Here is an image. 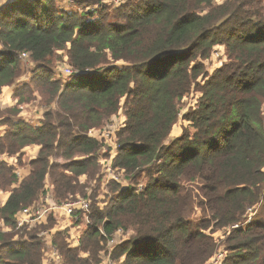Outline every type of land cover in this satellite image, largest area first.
Masks as SVG:
<instances>
[{
  "label": "trees",
  "instance_id": "16d2710c",
  "mask_svg": "<svg viewBox=\"0 0 264 264\" xmlns=\"http://www.w3.org/2000/svg\"><path fill=\"white\" fill-rule=\"evenodd\" d=\"M256 1L136 0L107 23L99 10L66 11L58 0H16L0 10V95L25 61L43 63L58 51L77 73L68 83L43 76L38 88L51 91L57 109L38 127L18 120L0 135V159L18 156L16 166L0 161V191L9 193L0 224L21 234L0 247V264H42L45 243L17 222L23 210L43 207L47 194L59 205L77 195L91 202L82 253H99L122 231L134 235L115 250L121 264H207L217 250L213 235L226 229L230 254L221 264H264V18L248 20L262 17ZM217 45L231 62L209 78L202 62ZM200 78L207 80L197 88ZM195 88L201 97L184 117L189 126L169 142L179 105ZM120 111L127 120L112 148L92 132ZM30 146L40 151L20 181L17 165ZM110 163L131 185L107 179L111 196L102 205L87 191ZM142 175L149 180L140 190ZM54 243L66 263L96 264L93 255L69 261L79 250Z\"/></svg>",
  "mask_w": 264,
  "mask_h": 264
},
{
  "label": "rangeland",
  "instance_id": "374dc122",
  "mask_svg": "<svg viewBox=\"0 0 264 264\" xmlns=\"http://www.w3.org/2000/svg\"><path fill=\"white\" fill-rule=\"evenodd\" d=\"M16 0H0V10L5 8L6 4ZM136 0H101L100 4H93L91 1H84L85 6H78L75 0H58L59 4L63 7L64 10L70 11L75 10L79 13H94L95 11L99 10L101 13H103L104 16H108L106 19V23L110 21L111 19L116 18L115 13L118 8H121L122 5L128 4L130 2H134ZM231 2L233 0H216L217 4H222L225 2ZM254 6L253 12H259L262 17H252V15H249L250 22L252 23V20H259L258 18H264V0H257ZM244 12L251 13L252 8H244ZM26 58L21 59V62H24L23 60H26ZM231 62L228 58L226 48L224 45H217L215 49L212 50L211 56L206 61H203L202 64L204 65L205 72L211 76H214V74L221 69L222 67L226 66ZM120 65L122 63H119ZM72 68V66L69 63V57L68 53L66 51H58L55 52L54 55L49 58L46 62L43 63H32L30 61H25L24 70L21 72L19 79L15 86L9 89H4L2 94L0 95V135L3 136L7 134L11 127L10 125L18 120H25L31 127H38L42 123L46 122V114L49 113V111H53L57 109L56 104L57 100H54L51 96V91L44 86V84L38 88L39 81L43 76H46L50 74L53 77L54 81H60L63 83H68L70 80L66 77V75L63 73L66 69ZM72 70H74L72 68ZM207 80V78L205 79ZM205 80L203 78H200L198 80L197 88L203 86L205 84ZM198 89L195 88V90H192V92L187 95L180 103V118L178 123L175 125V127L172 130L171 138L169 142L177 137L182 135L183 130L189 126V123L184 120V117L189 112L196 110L199 99L201 97V93L197 91ZM13 94H12V92ZM23 92V95L21 97L17 98L14 97V93L19 94V92ZM263 110H264V104H263ZM126 116L123 111H120V113L117 116L111 117L107 124L103 126V128H100V131H96V133L104 132L105 130H108L111 126H116L118 133L121 131L122 128H124V125L126 123ZM192 132H194V129H191ZM118 133L116 134L118 136ZM168 142V143H169ZM110 147L114 148L115 144H110L107 142ZM37 146L33 147L29 152L26 154L21 153L22 157V163L20 165H17L18 169H20L21 173L24 172L22 170L27 169L28 172L32 170L31 165H29V160L31 157H34L36 155ZM108 149V148H104ZM114 153V151H113ZM38 157V156H37ZM76 160H79L80 157H75ZM17 159V156L16 158ZM54 164L59 165H67L64 160L61 159H52ZM111 160V159H109ZM13 163H17V161L14 160ZM103 172V171H102ZM103 173H107V176H105ZM101 173L96 180L93 183H90L88 186V195L90 194V197H92L93 202H96L97 197L99 196V200L101 199L102 205L107 204L109 201V197L111 196L107 189V183L109 180H112V177H115L118 180H121L123 183V186H130L131 182L129 178H127L124 174L121 176H117L115 173H111L110 170L108 172L104 169V172ZM24 175V174H23ZM120 178V179H119ZM107 179H109L107 181ZM148 177L147 175H142L138 179L137 188L139 186V189L142 190L145 185L148 183ZM81 184L87 185V178L86 177H80ZM51 194V193H49ZM47 196H50V199H47ZM93 196L95 198H93ZM78 197L83 198L82 195H77L75 198L70 199L69 201H65L64 203L71 202L73 200H77ZM39 204L44 203V206L49 209L53 207L56 203L51 195H46L40 198L38 201ZM92 206V205H91ZM103 208V206H100ZM91 210V208H90ZM260 210V207H257L255 209H252L248 211L247 216V222L245 224H248L250 220L253 219L254 215ZM193 216V217H192ZM193 220H200L202 218V215L200 212L194 213V215H191ZM67 221L63 223L65 220ZM43 224L39 225L40 222H34L32 223V227L35 226V229L33 231H28L27 228H24V230L27 233H38V231L41 229L42 231L39 232L36 237H40V240H43L45 242H42V244L45 243L44 246V258L42 261V264H69L64 261V258L62 257L60 251L58 250L57 246L55 245V241L58 239H64V242L66 240V243L70 246L74 244L75 238L80 236L83 231H85L86 227L84 228V225H86V221L82 216H79L78 220L76 221L72 216L67 215L64 211L53 213L51 211H47L45 215L43 216ZM72 223V225L70 224ZM28 225V224H27ZM17 226H19L17 224ZM25 226V225H24ZM19 226V228L24 227ZM236 226H234L235 228ZM120 233L115 236L116 240L119 242H125L131 236H133V233L124 234L122 231H119ZM229 230H222L213 235L216 243V253L213 258L217 259L218 264H221V262L229 255L230 253L227 251V238L229 237ZM0 247L3 246L6 242H10L12 240H17V238L20 237L21 234L17 235L15 231L10 230L6 226H3L0 224ZM25 236V233H24ZM21 238V237H20ZM47 242V246H46ZM60 243V242H59ZM81 245V239L79 242L78 248H75L76 250H79V255L77 257H74V255L70 254L69 261H71L73 258H76L77 260L79 257L81 260H87L90 255L95 256L96 264H109V261H113L114 264H121L122 258L119 260L120 262H116L113 260V256L115 253L116 248L118 246L113 247L110 246V244L102 243L101 244V250L99 253H96V251L89 252V253H82V249H80ZM56 248H55V247ZM212 258V259H213ZM212 259L207 262V264H212ZM80 260V259H79ZM124 260V258H123Z\"/></svg>",
  "mask_w": 264,
  "mask_h": 264
},
{
  "label": "built area",
  "instance_id": "2783aa9c",
  "mask_svg": "<svg viewBox=\"0 0 264 264\" xmlns=\"http://www.w3.org/2000/svg\"><path fill=\"white\" fill-rule=\"evenodd\" d=\"M26 57L27 55L24 54L22 58L24 59ZM63 73L66 75L68 79H73L77 76V73L74 70H72V68L66 69ZM97 131H100V129ZM117 133H118L117 127L114 125V126H111L108 130H105L104 132L96 133V131H93L92 136L96 137L100 141H104L106 143L109 142L110 144H116V141H117L116 134ZM105 170L107 172L108 170H110V172L113 173L111 163L105 166ZM111 179L115 180L116 178L112 177ZM47 199L49 200L50 196H47ZM90 206H91L90 201H88L87 199L78 197L76 201L74 200L71 202L63 203L61 205L56 203L53 207L49 209H47L45 206L31 207L30 209L23 210L19 214L17 224L19 226H22V225L24 226L27 224L29 226H32V223L34 222H40V224H42L44 223L43 216L45 215L47 211H51L53 213L64 211L67 215L72 216V218H74L76 221L78 220L79 216H82L86 221L85 227H87V226L92 225L90 222V215H91ZM237 227L238 226H236L235 228ZM100 232L103 238H107L102 230H100ZM119 233L120 232H118L117 234ZM108 243L110 244V246L116 247V246H120L122 242H119L118 240H116L115 237H113L111 239H108ZM211 263L218 264V261L217 259L213 258ZM109 264H114V262L109 261Z\"/></svg>",
  "mask_w": 264,
  "mask_h": 264
},
{
  "label": "crops",
  "instance_id": "0c3cea01",
  "mask_svg": "<svg viewBox=\"0 0 264 264\" xmlns=\"http://www.w3.org/2000/svg\"><path fill=\"white\" fill-rule=\"evenodd\" d=\"M7 89H9V88H7ZM12 89V88H11ZM12 92V91H11ZM12 94H13V92H12ZM33 147H35V146H30V147H26L24 150H23V153L22 154H26L27 152H29L30 153V151H31V149L33 148ZM37 148V151H36V155L34 156V157H31L30 158V160H29V165H31V162H33L34 160H36L37 159V156H38V154H39V151H40V148L39 147H36ZM13 158H16V157H13ZM17 158H18V156H17ZM14 160L15 161H17V159H9V158H4V159H0V161H5L6 163H8L9 165H14V166H16V164L15 163H13L14 162ZM24 173V175L21 173V171H20V169H18L17 170V174L21 177L20 178V181H22L26 176H28V174H29V172H28V170L27 169H24V170H22ZM9 198V193H4V192H1L0 191V203L1 204H4V203H6V201H7V199ZM67 221V219L63 222V223H65ZM43 224V223H42ZM42 224H39V225H42ZM71 225H72V223H70ZM24 228H27V230L28 231H33L34 229H35V226H25ZM84 228H85V225H84ZM42 230L40 229L39 231H38V233L39 232H41ZM37 233V234H38ZM80 237H81V235L80 236H78L77 238H75V240H74V244L73 245H70L69 246V248H72V249H75V248H78V246H79V242H80ZM40 238V237H39ZM26 240H28V238H25ZM25 240V241H26ZM43 241V240H42ZM43 242H45V241H43ZM46 246H47V242H46ZM55 247V246H54ZM56 248V247H55Z\"/></svg>",
  "mask_w": 264,
  "mask_h": 264
}]
</instances>
